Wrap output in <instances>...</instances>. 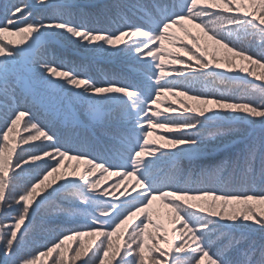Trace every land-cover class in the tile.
<instances>
[{
	"label": "snow or ice",
	"instance_id": "1",
	"mask_svg": "<svg viewBox=\"0 0 264 264\" xmlns=\"http://www.w3.org/2000/svg\"><path fill=\"white\" fill-rule=\"evenodd\" d=\"M0 264H264V0H0Z\"/></svg>",
	"mask_w": 264,
	"mask_h": 264
},
{
	"label": "trees",
	"instance_id": "2",
	"mask_svg": "<svg viewBox=\"0 0 264 264\" xmlns=\"http://www.w3.org/2000/svg\"><path fill=\"white\" fill-rule=\"evenodd\" d=\"M177 35H179V36H181V37H183L184 38V34L179 30V29H177ZM188 43L189 44H191V41L190 40H188ZM163 99H167L169 102H172V101H176L177 102V104H178V100H177V98H174V97H169V98H163ZM179 99H185L184 97H180ZM189 103H191V102H189ZM152 139H156V137L155 136H153L152 137ZM72 164H75V161H73V162H71ZM106 177V182L105 183H110L111 182V180L112 179H114V177H110V176H105ZM104 183V184H105ZM103 184V185H104ZM157 207H159V205H157ZM159 219H160V221L162 222V223H164L165 225H166V219H162L161 217H159ZM41 243H44V241L42 240L41 241Z\"/></svg>",
	"mask_w": 264,
	"mask_h": 264
},
{
	"label": "rangeland",
	"instance_id": "3",
	"mask_svg": "<svg viewBox=\"0 0 264 264\" xmlns=\"http://www.w3.org/2000/svg\"><path fill=\"white\" fill-rule=\"evenodd\" d=\"M176 32H177V29H176ZM184 39H187V37H184ZM164 97H162V99H163ZM167 98H169V97H167ZM81 167H83L82 165H81ZM106 177H103V178H101V181H102V186H103V184L106 182ZM166 211L167 210H165V209H160V217L164 220V219H166L167 221L165 222L166 223V226L167 227H171V225H170V222H169V219H168V217H167V215H166Z\"/></svg>",
	"mask_w": 264,
	"mask_h": 264
}]
</instances>
